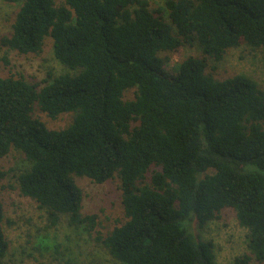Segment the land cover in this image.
Wrapping results in <instances>:
<instances>
[{
	"label": "trees",
	"instance_id": "trees-1",
	"mask_svg": "<svg viewBox=\"0 0 264 264\" xmlns=\"http://www.w3.org/2000/svg\"><path fill=\"white\" fill-rule=\"evenodd\" d=\"M4 1L19 8L0 46L36 54L50 36L74 71L41 82L0 76V158L11 148L24 155L19 192L46 210L48 225L65 216L122 264H218L212 240L191 227L231 208L248 251L230 264H262L264 89L206 68L230 48L264 47V0H166L168 20L149 0ZM185 45L201 55L166 72L162 53ZM36 108L70 121L50 128ZM75 177H117L124 220L99 232ZM3 221L0 199V264L10 245Z\"/></svg>",
	"mask_w": 264,
	"mask_h": 264
},
{
	"label": "rangeland",
	"instance_id": "rangeland-1",
	"mask_svg": "<svg viewBox=\"0 0 264 264\" xmlns=\"http://www.w3.org/2000/svg\"><path fill=\"white\" fill-rule=\"evenodd\" d=\"M61 1L56 0V4ZM165 1L149 0V4L151 8H161L168 20ZM18 8L19 4L0 0V37L10 33ZM162 55L168 57L164 70L174 74L181 59L188 55L200 56L201 51L197 45H185L172 53L163 52ZM73 72L54 56L50 36L44 39L41 51L36 54H19L0 46V76L20 73L28 82H41L48 73L57 76ZM206 72L218 79L245 74L264 89V47L240 45L230 48L219 61L209 58ZM33 115L50 128L64 127L70 121L69 114L51 119L37 108ZM27 166L28 161L16 148H11L0 158V171L4 172L0 178V199L4 207L3 230L10 242L2 264H122L82 227L69 225L65 216H61L56 225H48L46 210L19 192L17 175ZM75 180L83 192L82 211L98 214L99 232L105 234L124 220L117 177L103 183H94L86 177H75ZM191 229L201 239L212 240L218 264H230L235 256L248 251L247 229L238 224L231 208L222 209L218 218L202 226L194 221Z\"/></svg>",
	"mask_w": 264,
	"mask_h": 264
}]
</instances>
